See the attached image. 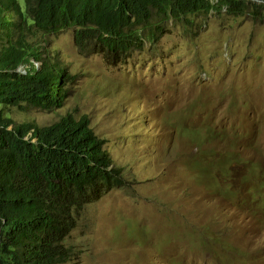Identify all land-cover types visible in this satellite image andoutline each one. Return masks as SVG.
Segmentation results:
<instances>
[{
  "label": "rangeland",
  "instance_id": "1",
  "mask_svg": "<svg viewBox=\"0 0 264 264\" xmlns=\"http://www.w3.org/2000/svg\"><path fill=\"white\" fill-rule=\"evenodd\" d=\"M197 24L171 23L118 66L80 55L66 30L50 39L75 77L64 107L6 111L39 126L88 115L129 180L85 207L67 264H264V189L262 202L246 199L259 178L247 167L264 175V24L224 13ZM233 151L242 164L229 173L188 165Z\"/></svg>",
  "mask_w": 264,
  "mask_h": 264
},
{
  "label": "trees",
  "instance_id": "2",
  "mask_svg": "<svg viewBox=\"0 0 264 264\" xmlns=\"http://www.w3.org/2000/svg\"><path fill=\"white\" fill-rule=\"evenodd\" d=\"M213 13L264 24V0H25V6L0 0V264H67L74 251L66 242L85 207L129 183L112 158V141L95 132L88 115L39 126L6 114L64 107L75 77L50 39L74 29L80 55L125 65L146 43H158L171 23L192 31ZM199 157L188 165L207 178L242 164L234 151ZM201 158L211 159L209 172ZM247 168L259 178L246 199L262 202L264 175ZM207 252L216 259L220 253Z\"/></svg>",
  "mask_w": 264,
  "mask_h": 264
}]
</instances>
